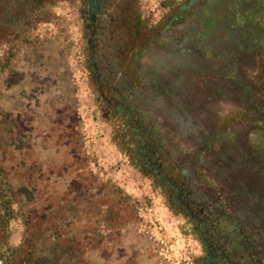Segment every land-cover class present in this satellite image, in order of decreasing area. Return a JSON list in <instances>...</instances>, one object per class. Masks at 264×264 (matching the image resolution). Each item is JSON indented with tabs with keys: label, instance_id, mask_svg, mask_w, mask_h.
<instances>
[{
	"label": "trees",
	"instance_id": "trees-1",
	"mask_svg": "<svg viewBox=\"0 0 264 264\" xmlns=\"http://www.w3.org/2000/svg\"><path fill=\"white\" fill-rule=\"evenodd\" d=\"M81 1L0 0L1 264H100L103 256L104 261L110 258L107 250H99L100 242L137 222V204L110 179L102 180L94 172L96 160L86 147L68 64L72 44L65 32L66 20L55 11L59 2H77L79 11ZM175 1L165 3L170 12L163 28L183 16L185 4L177 8ZM211 1L222 7L238 1V8L231 7L232 14L239 8L260 13L257 22L242 26H235L229 17L226 21L240 31L235 49L243 46L251 53V74L264 75V26L257 24L259 19L264 21V0L201 2L198 17L195 9L188 12L194 13L203 29L208 19L217 21ZM44 25L54 26L58 35L39 34ZM116 26L118 42L113 45L118 51L112 49L111 57L118 58L111 65L121 71L133 67L140 77L139 53L154 47L150 39L159 33L147 29L136 11L126 13ZM251 80L248 76L247 83ZM248 165L254 166L256 175L264 174V163L239 161L238 166L245 171ZM14 220L23 230L16 246L10 243Z\"/></svg>",
	"mask_w": 264,
	"mask_h": 264
},
{
	"label": "flooded vegetation",
	"instance_id": "flooded-vegetation-1",
	"mask_svg": "<svg viewBox=\"0 0 264 264\" xmlns=\"http://www.w3.org/2000/svg\"><path fill=\"white\" fill-rule=\"evenodd\" d=\"M204 1L207 0H189L182 12L191 11L194 7L198 17L200 3ZM80 3L82 8L78 12L87 45L86 69L90 82L101 104L109 106L111 115L117 110L126 118L125 125L130 134L123 137V141L130 140L127 149L132 150L133 163L142 173L151 174V180L164 192L168 207L186 216L192 224L201 246V256L194 264H264V174L258 172L256 175L254 172V176L247 177L248 172L238 166L240 155L233 153L230 145L224 151L216 150L218 154L206 149L208 141L203 139L202 133L208 131L209 124L196 110L195 82L191 75L203 74L207 67L204 61L200 70L184 69L187 65L181 51L184 45L176 44L178 35L175 33L184 28L190 35H195L198 21L193 27L177 22L173 26L175 32L165 36V46L153 45L150 50L140 51L137 69L141 73L142 102L136 104L137 114L131 116L125 112L124 105L130 111L133 106L130 108L132 103L123 100V91L129 93L132 82H126L127 74L111 65L115 58H109V55L113 50L118 51V46L113 45L117 44L119 35H115L116 24L123 21L126 13L129 15L133 11L136 0H82ZM211 10L217 12L218 9L213 6ZM225 25L214 21L211 35L199 45L205 48L208 44L216 46L225 64L231 66L234 63L242 82L238 90L243 93V99L251 101L255 93L250 94L244 80L247 74L243 75L245 71L240 69L245 56L234 46L239 42V33L233 29L227 37L219 36L223 34ZM248 76L251 78V74ZM151 77H155L156 84L151 83ZM117 81L126 83V88L118 90ZM203 82L205 86L214 83L206 84V79L202 77L201 84ZM224 92L221 91V95ZM153 98L155 100L151 101ZM152 106L157 111L156 115L151 112ZM111 117L115 118L114 115ZM170 140L173 142L169 143ZM120 141L117 140L118 143ZM186 153H192L190 160L185 158ZM201 153H205V159L203 157V163L196 166ZM231 166L235 169L234 175ZM221 222L226 230L231 226L232 230L225 232Z\"/></svg>",
	"mask_w": 264,
	"mask_h": 264
},
{
	"label": "rangeland",
	"instance_id": "rangeland-1",
	"mask_svg": "<svg viewBox=\"0 0 264 264\" xmlns=\"http://www.w3.org/2000/svg\"><path fill=\"white\" fill-rule=\"evenodd\" d=\"M256 1L259 2V0ZM188 2L189 0H176L174 6L179 8ZM165 3H167V0H136V6L133 9L137 12L142 23H146L147 29L159 33V35H154L152 40L150 39L157 47L165 46L167 42L165 36L175 32L174 23L163 28L170 12ZM208 3L210 6L220 9L214 14V19L217 20V24H226L225 29H222L223 34H218L222 37H227L229 31L233 30L229 22L226 21L228 17L233 19L235 26H242L245 23L248 24L250 20L257 22L256 20L260 15L259 12L251 8L241 11L244 12L243 14L239 11V8L236 13L232 14L233 9L231 7L233 6L236 9L237 6L238 8V5H240L238 1L234 4H226L225 7L219 5L220 2H215L214 5H212V1ZM78 8L79 4L77 2L73 4L59 2L55 11L56 14L66 20L64 24L65 32L68 41L72 44L68 64L71 69L70 76H72L77 91L78 112L86 147L89 153L93 151V144L101 147L103 160H100L96 153H90L96 160L94 172L102 180L110 179L114 182L138 206L136 211L137 222L122 230L118 236H109L105 238L103 243L100 242L99 250L103 252L107 250L105 253H108L110 257H108V261H104L105 256H103L100 264H125L134 263V261L140 264H194L196 259L201 256V246L193 232L192 224L189 223L186 216L179 215L178 212L168 207L164 192L151 180V174L142 173L140 168L133 163L132 150L127 149L130 140L123 141V137L126 138L130 134V129L125 125L126 118H123L117 110L112 113L115 116V118H112L109 106L106 107L101 104L99 96L94 91L89 72L86 69L87 45L83 38L84 31ZM193 10L194 7L191 8V11ZM188 11L183 13L179 22L182 25L188 23L190 27H193L196 18L194 13ZM218 12L223 14V19ZM259 20L257 24L260 23L259 25L263 27L264 21ZM204 24L208 26L203 29L202 24L199 25L195 35H190L184 28L176 30L175 34L178 35L176 44L184 45L181 50L187 63L184 69L189 70V67H191L200 70L204 61L205 67H207L203 74L191 75L192 81L195 82L193 83L195 86L193 91L196 92L195 97L197 98L196 105L198 108L196 110L202 119H207L205 121L209 124L208 131L201 132L203 139L207 138L208 141L206 149L218 154L216 150L224 151L226 146L230 145L229 149L240 155L238 162L240 160L243 163L248 162L253 165L264 163V75L261 71L252 75L250 69H248L250 63L246 58L241 63L240 69L245 71L243 75H252V80L249 83L246 81L247 89H251L252 92L253 89L257 90L254 96L256 103L244 102L246 99H243V93L238 90V86L242 82L238 77L239 71L235 68L234 63H231V66L225 64L217 53L216 46L213 47L208 44L205 48V46L199 45V43L205 42V38L210 36L213 31V22L211 23L208 19ZM38 33L56 36L58 30L54 26L44 25L40 27ZM185 40L187 41L185 42ZM216 41H219V39L216 38ZM253 41L251 40L250 44H254ZM238 52L242 51L238 50ZM116 57L117 55L114 56V58ZM122 71L127 74L126 82H132L130 92L125 93L123 91V100L130 101L132 103L130 108L133 107L130 111L124 105V110L133 116L137 114L136 104L142 102L141 77L135 75L133 67L128 71ZM201 76L206 79V84L214 82L213 85L205 86L204 82L201 84ZM151 83L156 84L155 77H151ZM259 86L262 88H259ZM116 88L122 91L126 88V83L118 82ZM223 90L225 92L221 95ZM153 100L155 99L153 98L151 101ZM140 109L143 108L140 106ZM151 112L156 115L157 111L154 106H152ZM142 113L141 111L140 114L142 115ZM114 131H117V135H114ZM168 131L170 132L171 128L167 130V133ZM94 137L96 142L91 141V138ZM118 139H121L120 143L117 142ZM170 142L172 143L173 140H170ZM186 146L187 144L181 146V149ZM201 154L202 157L198 158L199 162L195 163L196 166L203 163V157L205 159V153ZM191 155L192 153H186L185 158L190 160ZM234 158H236L235 155ZM253 167L249 166L246 169V172H248L247 177L254 176V171L251 170ZM231 169L235 170L233 166H231ZM195 171L201 173L198 169H195ZM220 224L225 232H230L228 230L233 228L232 226L227 227L226 230L224 224L222 222ZM12 229L13 241H21L23 230L20 221H12Z\"/></svg>",
	"mask_w": 264,
	"mask_h": 264
},
{
	"label": "crops",
	"instance_id": "crops-1",
	"mask_svg": "<svg viewBox=\"0 0 264 264\" xmlns=\"http://www.w3.org/2000/svg\"><path fill=\"white\" fill-rule=\"evenodd\" d=\"M239 46V45H238ZM237 51L238 50H240V51H242L243 53H244V56H245V58L247 59V60H249V58L251 57V53L249 52V51H247V47H243L242 46V48L240 47H238V49H236ZM249 56H248V55ZM247 78H248V76L246 75L245 76V78H244V80L245 81H247ZM251 79H252V77H251ZM81 110V109H80ZM91 141H94V142H96V139H95V137L94 138H91ZM99 145H97V144H93L92 145V147H93V151L92 152H90V153H96V155L98 156V158L100 159V160H103V157H102V150L100 149L101 147H98ZM103 162V161H102ZM17 222H19V221H17ZM12 231H13V229H12V223H11V237H10V243H11V245L12 246H16V245H18L19 244V242H20V240H16L15 242L13 241V236H14V234L12 233Z\"/></svg>",
	"mask_w": 264,
	"mask_h": 264
},
{
	"label": "water",
	"instance_id": "water-1",
	"mask_svg": "<svg viewBox=\"0 0 264 264\" xmlns=\"http://www.w3.org/2000/svg\"><path fill=\"white\" fill-rule=\"evenodd\" d=\"M0 264H1V262H0Z\"/></svg>",
	"mask_w": 264,
	"mask_h": 264
}]
</instances>
